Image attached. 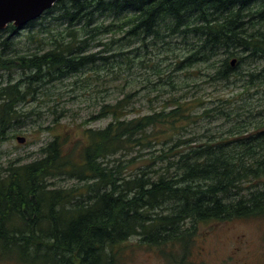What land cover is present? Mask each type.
Here are the masks:
<instances>
[{
	"label": "trees",
	"instance_id": "16d2710c",
	"mask_svg": "<svg viewBox=\"0 0 264 264\" xmlns=\"http://www.w3.org/2000/svg\"><path fill=\"white\" fill-rule=\"evenodd\" d=\"M47 19L62 30L50 32ZM25 28L28 47L7 53ZM22 29L0 31V74L21 75L0 87V143L14 138V125L40 117L45 86L84 71L99 79L101 68L129 69L134 58L143 65L141 51L158 46L185 55L177 70L208 65L210 79L237 80L241 91L200 114L179 98L132 119L125 99L107 103L85 122L109 117L102 128L61 130L36 158L7 159L0 261L127 264L136 239V249L186 264L198 224L264 219V0H58ZM204 119L226 125L188 133Z\"/></svg>",
	"mask_w": 264,
	"mask_h": 264
},
{
	"label": "rangeland",
	"instance_id": "374dc122",
	"mask_svg": "<svg viewBox=\"0 0 264 264\" xmlns=\"http://www.w3.org/2000/svg\"><path fill=\"white\" fill-rule=\"evenodd\" d=\"M43 26L53 33L62 30L59 23L51 19L45 20ZM37 29L38 27L33 31L36 32ZM19 32V35L10 37L12 46L8 48L7 53L15 49L14 51L21 54L28 47L25 39L28 29ZM1 37L4 39L7 36ZM109 38L107 36L103 41H108ZM96 50L92 48L91 51ZM140 55L143 65H140L138 58H134L129 69L124 64L117 68H101L97 71L99 79L93 72L84 71L75 77L49 84L41 89L47 94L46 98L38 100L42 102L40 104L42 114L40 117L28 118L26 123L20 126L14 125L7 132L8 137L14 135V138H8L0 143V165L7 159L18 158L27 162L36 158L39 147L52 138L51 134L61 130H72L75 133L79 128H102L109 121V117L88 124L85 122L107 103L116 104L125 99L124 111L132 119L149 115L154 110H160L167 100L179 98L190 103L194 112L200 114L203 108L210 106L211 101L215 102L217 97H231L241 91V82L237 80L217 83L210 79L212 69L208 65L195 64L177 70V61L183 60L185 56H182L181 52H176L174 56L167 53L165 48L158 46L150 53L141 51ZM180 56L182 57L179 58ZM152 62L156 65L157 72L150 68ZM20 76L16 71L2 72L0 87L9 83V80L11 83L19 81ZM82 80L87 84L84 85ZM39 92L40 89L37 90V95ZM195 98H201L204 104L193 103L192 100ZM35 106L36 103L27 104L23 109ZM56 117L58 120H55ZM223 125H226L223 120L210 122L204 119L200 125L191 124L187 131L195 133L201 132L203 127L216 128ZM17 136L24 137L25 142L17 143L15 140ZM135 154L134 152L132 155ZM60 182L63 184H58L60 186L70 185V182ZM135 243L136 239L129 242L131 249L127 264H169L156 250L146 247L136 249ZM166 249L169 251V248ZM173 250L180 254L177 248ZM0 264L8 263L0 261ZM186 264H264V219H237L198 224Z\"/></svg>",
	"mask_w": 264,
	"mask_h": 264
},
{
	"label": "water",
	"instance_id": "95a60500",
	"mask_svg": "<svg viewBox=\"0 0 264 264\" xmlns=\"http://www.w3.org/2000/svg\"><path fill=\"white\" fill-rule=\"evenodd\" d=\"M58 0H0V31L11 24L22 29L29 22L38 19L46 10L50 9ZM234 61H231L233 65ZM16 142L22 144L24 137L17 136Z\"/></svg>",
	"mask_w": 264,
	"mask_h": 264
}]
</instances>
